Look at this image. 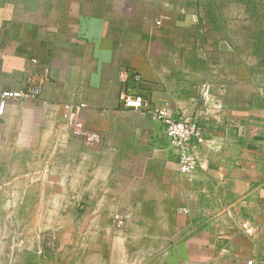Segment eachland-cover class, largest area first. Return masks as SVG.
I'll return each mask as SVG.
<instances>
[{"label": "crops", "instance_id": "0c3cea01", "mask_svg": "<svg viewBox=\"0 0 264 264\" xmlns=\"http://www.w3.org/2000/svg\"><path fill=\"white\" fill-rule=\"evenodd\" d=\"M113 5L0 0V96L25 90L28 68L36 81L47 77L39 99L10 101L0 116V264H264V35L245 80L233 63L189 82L187 67L130 52L119 27L125 10ZM126 87L203 127L210 143L196 146L192 175L179 174L162 123L125 110ZM206 89L220 109L205 103ZM65 104L86 105L80 119L98 142L72 136ZM130 206L138 222L151 219L150 247L178 251L177 261L108 260L119 240L101 261H65L84 226L77 217L89 229L111 227Z\"/></svg>", "mask_w": 264, "mask_h": 264}, {"label": "rangeland", "instance_id": "374dc122", "mask_svg": "<svg viewBox=\"0 0 264 264\" xmlns=\"http://www.w3.org/2000/svg\"><path fill=\"white\" fill-rule=\"evenodd\" d=\"M109 2L115 4L113 8L117 12L125 10L122 14L124 27H119L125 29L124 39L130 52L146 55L152 62L158 61L159 65L171 67L175 71H179V67H187L191 79L189 82L197 81L201 69L209 70L233 63L242 66L240 72L245 80L244 76L248 74L244 66L256 68L260 64V59L248 55L252 56L254 49L259 46L257 39H260L264 29V0ZM159 20H162L161 25L157 24ZM254 85L251 87H257ZM196 104L197 100L194 102ZM132 213V206L123 207V213L120 214L124 219L122 228L116 225L115 216L111 227L104 225L103 228L99 221L95 229H89L83 217H75L80 227L82 224L84 226L78 234V241L76 239L72 243V249L62 251L65 261H101L105 254L103 247L110 245L109 242L115 245L116 240L122 241V249L112 247V250H108V260L177 261L178 251L174 254L158 244L150 247L151 242L156 240L143 228H147L151 219L143 217L138 222L131 216ZM94 231L97 232L90 233Z\"/></svg>", "mask_w": 264, "mask_h": 264}, {"label": "built area", "instance_id": "2783aa9c", "mask_svg": "<svg viewBox=\"0 0 264 264\" xmlns=\"http://www.w3.org/2000/svg\"><path fill=\"white\" fill-rule=\"evenodd\" d=\"M164 18V17H163ZM158 25L162 24V20L157 21ZM38 61L33 59L29 62V66L37 65ZM37 73L35 69H27V88L25 90H6L0 96V116H3L6 107L10 101H24L38 99L42 96L44 83L47 77H42L36 81ZM136 81H141V75L135 76ZM205 103L212 105L214 100L209 94V89L205 92ZM120 101L126 111L130 113H142L149 115L154 121L160 122L164 126V133L167 139L177 152L178 171L181 176L192 175L199 166V156L195 151L197 145L210 143L203 127L198 121L187 116L186 114L173 109L169 103L154 105L147 101L142 95L134 93L130 88H125L121 93ZM214 107L220 109V103H214ZM212 105V108H214ZM86 109L85 104H65L63 105V117L73 137L82 138L88 143H96L99 136L92 134L87 130L86 125L80 119L81 113ZM187 212V211H186ZM115 223L118 227L124 225V219L120 214H116ZM247 227V226H246ZM251 234L252 228H246ZM51 247L54 249L55 237L52 236ZM244 264H258L255 259H248Z\"/></svg>", "mask_w": 264, "mask_h": 264}, {"label": "trees", "instance_id": "16d2710c", "mask_svg": "<svg viewBox=\"0 0 264 264\" xmlns=\"http://www.w3.org/2000/svg\"><path fill=\"white\" fill-rule=\"evenodd\" d=\"M261 33H262V34H260L261 37L259 36L260 37V39H259L260 41L263 39L262 36L264 35L263 32H261Z\"/></svg>", "mask_w": 264, "mask_h": 264}]
</instances>
